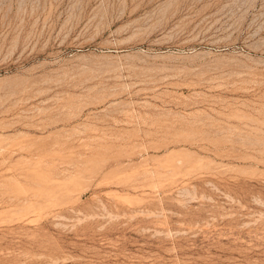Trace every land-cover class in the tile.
<instances>
[{"label": "rangeland", "instance_id": "374dc122", "mask_svg": "<svg viewBox=\"0 0 264 264\" xmlns=\"http://www.w3.org/2000/svg\"><path fill=\"white\" fill-rule=\"evenodd\" d=\"M0 264H264V0H0Z\"/></svg>", "mask_w": 264, "mask_h": 264}]
</instances>
